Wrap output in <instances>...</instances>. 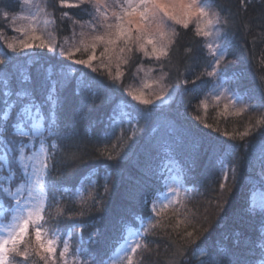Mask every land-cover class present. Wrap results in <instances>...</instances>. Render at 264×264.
Listing matches in <instances>:
<instances>
[{"label":"snow or ice","instance_id":"obj_1","mask_svg":"<svg viewBox=\"0 0 264 264\" xmlns=\"http://www.w3.org/2000/svg\"><path fill=\"white\" fill-rule=\"evenodd\" d=\"M16 3L22 14L9 8L0 11V28L4 29L0 31V198L4 200L0 204V264H118L111 254L114 239L120 261L134 264L138 249L149 247L144 234L162 226L159 217L179 203L173 197L179 196L183 180L201 158L218 171L220 196L235 195L229 183L231 189L256 185L264 191V86L246 88L243 71L229 69L230 18L217 0ZM51 24H56L57 31L67 24L71 43L55 41ZM181 29L200 38L204 54L201 74L180 81L193 85L185 87L184 93L204 96L200 106L205 109L210 96L218 109L222 104L221 115L258 113L243 131L222 133L232 141H245L255 133L256 142L228 143L186 126L178 110L173 115V106L183 101L177 99L179 86L165 83V68L173 62ZM133 67L137 76L144 75L139 87L129 88L125 77L132 75ZM157 71L159 75L154 76ZM161 118L167 122L163 134ZM85 121L82 134L80 125ZM142 124L150 130L143 145L134 139L137 130H144ZM125 125L128 132L122 135L131 143L119 160L127 167L107 172L102 185L105 195L90 197V211L101 215L85 221L57 210L55 217L50 216L48 209L58 208L63 198L58 199L57 192L68 191L55 177H71L75 167L86 162L79 145L93 138L94 132L98 143L119 141L116 130ZM204 128L219 131L207 123ZM186 141L192 153L188 168L182 167L173 176L166 168L151 166L154 155L175 159L177 148ZM107 159L114 157L109 153ZM100 179L99 170L90 168L77 186L87 182L98 188ZM154 180L163 183L167 193L152 190ZM119 186L125 188L122 199L126 204L114 213L111 191ZM223 203L230 204V200L225 198ZM173 211L176 215L179 209ZM220 211L226 212L223 207ZM232 220L238 226L222 232L211 246L198 243L201 231L208 232L202 224L198 229L188 216L177 220L174 231L183 226L178 233L183 243L173 245V264H264V198L257 202L244 197L232 212ZM222 222L223 218L218 228ZM88 228L92 230L85 236Z\"/></svg>","mask_w":264,"mask_h":264},{"label":"trees","instance_id":"obj_2","mask_svg":"<svg viewBox=\"0 0 264 264\" xmlns=\"http://www.w3.org/2000/svg\"><path fill=\"white\" fill-rule=\"evenodd\" d=\"M54 2V0H53ZM223 13L230 18V52L228 59L231 61L228 67L229 69H235L237 71H243L245 79L243 85L246 88H260L264 86V0H217ZM5 8L15 10V14L19 15L23 12L22 7L18 9L16 0H0V11ZM51 7L49 11L51 12ZM64 11L78 12L76 9H65ZM61 31L56 30V24L49 25V31L52 33L53 39L57 42L67 40L71 43V30L67 24L61 26ZM0 31H4L0 28ZM181 38L176 45L173 53V62L171 65L165 68L167 78L165 83L170 85H178L181 94L177 97L178 100H182V103L175 104L173 106V115L178 110L182 120L186 121V126H194L202 130L203 133L209 134L212 137H219L221 140H226L228 143H234L240 145L245 141H257L255 133L253 136L246 137L245 141L241 140H227L222 135L223 132H239L243 131L244 127L249 123L255 122L258 113H245L240 117L224 114L221 115L222 104L218 109L211 97L208 99L207 109L200 106V101L205 99L204 96L194 97L192 94L184 93V88H191L193 85L189 83L187 86L180 83L184 79H191L197 75H200L204 70V54L200 48V38L195 37L191 31L184 34V30L181 29ZM2 43V39H0ZM67 46V45H66ZM191 47L192 51L188 52L187 49ZM210 56V54H209ZM80 67V66H77ZM132 75L129 76L126 73L125 82L129 88L139 87L141 84V77L143 72L136 75V68L131 69ZM95 75V74H94ZM154 76L159 75V71L153 73ZM99 78H103L102 76ZM205 79L207 77L205 76ZM200 83V81H197ZM158 90V89H157ZM130 99V97H128ZM191 101L189 104L188 101ZM135 103V102H133ZM199 117V119H197ZM204 123L212 125L214 128H218L219 131H213L212 128H204ZM87 122L85 121L80 125L81 133L85 128ZM161 134L166 130L167 122L161 118L160 120ZM141 128L143 131L137 130L134 139H137L141 145L145 138L149 134V129L143 124ZM118 137V136H117ZM131 141H128L125 137L113 139L111 143H98L95 139V132L93 138H85L79 145L80 154L84 155L87 159L86 162L78 164L73 170L71 177H65L57 175L55 177L58 185H62L68 189L67 192H57L58 199L63 197L58 205V208L48 209V214L55 217L57 210L64 211L67 215H76L79 219L85 221H92L95 217L101 215L97 211H90V205L92 204L91 196L100 195L104 196L103 177L107 172L116 171L122 168H126L127 165L119 160L120 155L126 150V146ZM116 145V147H113ZM140 154L141 163L145 162L144 148L138 149ZM104 153V155H101ZM111 154L114 159L108 160L107 154ZM239 155H244V149L241 148ZM191 146L190 142L186 141L182 147L177 148L175 153V160H178L183 168H188L191 165ZM168 161L167 157L163 153L154 155L150 158V164L154 168H164L165 163ZM90 168L99 170L100 187L94 188L89 183H85L82 186H77V181L83 176ZM63 168L58 169V172H62ZM96 176L93 175L92 179ZM115 179V177H113ZM222 179L218 171L209 165L206 158H201L197 161L194 169L188 174L185 180V185L189 189L190 193L185 199L181 200L166 209L159 217L162 226H158L155 229H151L145 235L146 241L149 242L147 250L141 248L135 255V264H173L176 260L174 256L173 245L179 246L183 242L180 239L178 233L183 232V226L180 229L174 231V227L177 220H183L185 216L192 218L196 222V226L199 229L201 224L203 228L208 229V232L201 231V239L198 243H207L211 246L222 232L228 231L233 227H237L232 220V212L239 208L243 202L244 197H248L252 200V194L254 191L261 190L258 186L253 185L251 188L246 189H231V183H229V189L235 192V195L229 196L228 192H225L223 196H220L219 184ZM165 186L159 180L151 182L152 190L164 191ZM198 189V190H197ZM125 191L124 186H119L111 191L110 203L112 205V211L118 212L126 202L122 199ZM262 191V190H261ZM264 193V191H262ZM107 198V197H106ZM227 198L230 200V204L223 203V200ZM217 200L220 201L217 204ZM1 204H4V200L0 198ZM47 208V204L45 205ZM223 207L226 212H221L220 208ZM174 209H179L178 214L174 215ZM83 211L85 215L79 217V213ZM147 215V210H145ZM47 218V217H46ZM223 218L221 227H217V224ZM138 226V225H136ZM88 228L84 235L87 236ZM191 230V228H189ZM255 239V236H253ZM145 241L142 240L141 244ZM113 251L119 244L116 243V239L113 240ZM22 259V258H17Z\"/></svg>","mask_w":264,"mask_h":264},{"label":"rangeland","instance_id":"obj_3","mask_svg":"<svg viewBox=\"0 0 264 264\" xmlns=\"http://www.w3.org/2000/svg\"><path fill=\"white\" fill-rule=\"evenodd\" d=\"M22 14V13H21ZM20 15V14H19ZM128 132V128L127 126L125 125V127L123 129H117L116 130V136L120 137L121 139L124 137L122 135V133H127ZM164 168H166L168 170V172L175 176L177 175V173L180 172L182 166L180 165L179 161L178 160H168L166 163H165V166ZM15 190V189H14ZM164 193H167V189L164 188V191H162ZM189 189L187 188V186L185 185V180H183V183H182V186H181V191L179 193V196L178 197H173V199H178L179 202L183 199H185L187 196H189ZM252 200H255L257 202H259L261 200V198H264V193L261 191V190H257V191H254V193L252 194ZM1 204V202H0ZM174 205V204H173ZM6 206V205H5ZM145 227H148V224L145 223ZM151 230V228H149V231ZM148 231V232H149ZM146 234V233H145ZM141 242V241H140ZM117 248L113 251L112 255L115 257V259L117 260L118 264H126V262H123V261H120V257L116 254L117 252V249L119 247L116 246ZM139 250V249H138ZM136 255V254H135ZM135 255H134V259H135ZM134 264H135V260H134Z\"/></svg>","mask_w":264,"mask_h":264}]
</instances>
